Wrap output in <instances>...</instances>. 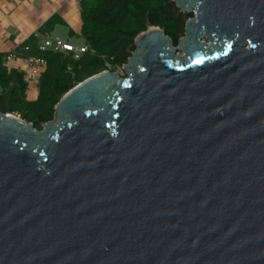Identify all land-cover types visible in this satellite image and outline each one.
I'll return each mask as SVG.
<instances>
[{
	"label": "water",
	"instance_id": "1",
	"mask_svg": "<svg viewBox=\"0 0 264 264\" xmlns=\"http://www.w3.org/2000/svg\"><path fill=\"white\" fill-rule=\"evenodd\" d=\"M37 129L0 112V264H264V0H173Z\"/></svg>",
	"mask_w": 264,
	"mask_h": 264
},
{
	"label": "trees",
	"instance_id": "2",
	"mask_svg": "<svg viewBox=\"0 0 264 264\" xmlns=\"http://www.w3.org/2000/svg\"><path fill=\"white\" fill-rule=\"evenodd\" d=\"M80 7V37L88 46L80 59L71 53L41 51L35 35L17 49L24 56L47 61L36 98L28 96L22 72L8 66V53L0 50V112L19 115L42 129L43 124L54 119L58 102L69 90L105 70L122 68L136 50L135 39L140 33L159 27L178 45L190 17L173 0H80ZM63 23L54 15L41 32L49 34L46 32Z\"/></svg>",
	"mask_w": 264,
	"mask_h": 264
},
{
	"label": "crops",
	"instance_id": "3",
	"mask_svg": "<svg viewBox=\"0 0 264 264\" xmlns=\"http://www.w3.org/2000/svg\"><path fill=\"white\" fill-rule=\"evenodd\" d=\"M54 15L62 18L64 23L46 33L65 40L80 38V0H0V50L7 54L21 49L22 44L32 35H35L39 45L42 42L40 36L44 35L41 30ZM65 29L68 35L62 37ZM17 65L12 64L11 68L16 69ZM37 95L38 90L35 88L28 91L32 99Z\"/></svg>",
	"mask_w": 264,
	"mask_h": 264
},
{
	"label": "built area",
	"instance_id": "4",
	"mask_svg": "<svg viewBox=\"0 0 264 264\" xmlns=\"http://www.w3.org/2000/svg\"><path fill=\"white\" fill-rule=\"evenodd\" d=\"M38 47L41 51L71 53L75 59H80L88 51V46L85 44H76L60 37H52L50 34L43 36V42ZM5 62L10 67L12 64H18L16 69L22 72L28 91L34 88L38 90L40 79L47 69V61L44 58L27 57L14 50L6 55Z\"/></svg>",
	"mask_w": 264,
	"mask_h": 264
},
{
	"label": "rangeland",
	"instance_id": "5",
	"mask_svg": "<svg viewBox=\"0 0 264 264\" xmlns=\"http://www.w3.org/2000/svg\"><path fill=\"white\" fill-rule=\"evenodd\" d=\"M191 18H193V15L192 14H189ZM68 33L66 31V29L63 31V33L61 34L62 37H67ZM43 36H40V40L43 42ZM52 37H55V36H52ZM68 40H72V42L74 43H77V44H82L84 41L83 39L80 37V38H75V39H70L68 38ZM116 73H118L119 75H121L122 77H127V73L126 71L124 70V68H119L117 71H115Z\"/></svg>",
	"mask_w": 264,
	"mask_h": 264
},
{
	"label": "flooded vegetation",
	"instance_id": "6",
	"mask_svg": "<svg viewBox=\"0 0 264 264\" xmlns=\"http://www.w3.org/2000/svg\"><path fill=\"white\" fill-rule=\"evenodd\" d=\"M193 15V14H192ZM193 17H194V15H193ZM189 18H191V17H189Z\"/></svg>",
	"mask_w": 264,
	"mask_h": 264
}]
</instances>
